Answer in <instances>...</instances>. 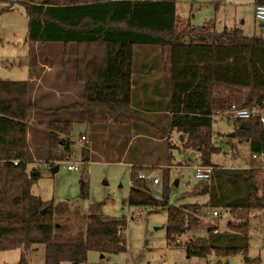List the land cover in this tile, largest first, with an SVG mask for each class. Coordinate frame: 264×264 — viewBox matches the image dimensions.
Wrapping results in <instances>:
<instances>
[{
  "label": "trees",
  "instance_id": "trees-1",
  "mask_svg": "<svg viewBox=\"0 0 264 264\" xmlns=\"http://www.w3.org/2000/svg\"><path fill=\"white\" fill-rule=\"evenodd\" d=\"M15 2L25 11L29 42H59L64 48L76 45L74 76L83 86L104 84L109 43L161 48L162 69L169 81V127L179 132L184 148L198 151L200 164L212 166L211 176L209 180L198 179L172 203L167 166L162 168L161 193L156 198L151 181L137 177L144 167L132 164L125 201L130 206L166 210V239L175 245H181L178 238L198 224L202 207L229 209L234 219L227 222L226 229L217 231L211 226L207 235L189 237L183 242L186 254L204 256L213 251L229 255L246 250L249 213L264 209V122L257 114L235 119V134L247 139L251 158L246 167L231 168L211 160V155L220 149L211 140L212 122L216 110L232 104L262 108L264 36L245 34L236 26L217 29L213 20L202 25L182 21L174 0H0V4H6L0 12ZM257 3L264 0H254ZM65 58L66 49L62 65ZM28 93V80L0 79V250L42 243L44 264H78L86 260L88 250H124L126 219L124 215L103 214V201L90 203L87 214L72 232L71 209L66 200H43L31 192L38 169L27 167V122L31 112L50 110L30 102ZM66 108L82 110L88 124L142 119L126 102L84 100ZM47 130L46 161L55 166L58 163L53 161H65L71 154V122L53 120ZM252 154H262V158ZM80 160L83 172L78 196L87 198L85 142L80 148ZM183 194L206 195L207 201L184 203ZM18 264H27L24 255Z\"/></svg>",
  "mask_w": 264,
  "mask_h": 264
},
{
  "label": "rangeland",
  "instance_id": "rangeland-1",
  "mask_svg": "<svg viewBox=\"0 0 264 264\" xmlns=\"http://www.w3.org/2000/svg\"><path fill=\"white\" fill-rule=\"evenodd\" d=\"M176 3V13L181 15L192 24L202 25L213 20L217 29L223 27L236 26L243 30L245 34L264 36V26L260 25L254 17L252 7L253 0H240V4L234 3V0H174ZM236 4V5H235ZM6 4H0V8ZM182 19V18H181ZM186 21V20H182ZM27 17L23 7L13 6L12 9H4L0 12V79L2 80H23L28 78L27 64L31 66L38 58L48 63L61 65V58L64 49L66 55L76 53V45L62 44H39L37 48H32L26 37ZM131 47V59L147 61L153 65V71L148 77L146 89L148 92L156 84V78H161L160 70V47L155 45H128ZM168 55V51H167ZM66 64L68 68L73 67L75 57L71 59L67 56ZM157 73H159L157 77ZM168 78L167 76H164ZM140 78L139 72L135 76V82ZM55 80H48L49 87L53 86ZM76 82V81H75ZM76 86L84 88L83 84L75 83ZM140 85V84H139ZM44 97H47L49 91L46 87L41 89ZM83 89L75 90L74 96L69 99H63L68 103H77L83 101ZM52 96V95H51ZM162 96V93H160ZM156 103H163L162 99L154 100ZM264 115V104L260 109ZM82 110L70 109L68 112L56 113L50 115L51 119H61L66 115L72 117L70 138L72 140V151L70 156L58 163V169L51 172L48 166L44 165L41 157L46 153L44 151L37 153V145L31 147L32 151L37 153V159L28 161V169L35 167L38 169V176L31 185V192L43 200H52L54 202L66 200L71 209L69 222L72 232L75 231L82 218L87 214V207L90 203L103 201L101 212L109 216L124 215L126 226L124 230L126 244L125 249L112 253H102L95 250H88L86 260L78 264H264V209H253L248 216V247L229 255H217L215 252L200 256L187 255L183 242L189 237L205 236L207 229L211 226L217 227V231L226 229V224L230 219H234L233 214H224L220 210L219 216L211 214L213 208L209 206L202 207L199 215V222L196 226L188 230L185 235H181V245L168 243L165 234V223L167 220L166 210H150L149 208L130 206L126 203L128 195V186L130 182V165L132 161L135 165L144 167L145 172L151 176L161 178L162 168L167 166V177L172 184L170 193V202H175L177 196L188 191L198 179L193 174V162H201L199 153L195 149H186L179 139V132L171 130V133L164 140L157 142L144 137H137L131 141L125 150V155L121 158V153H109L103 156L91 158L86 166V181L88 185V197L79 198L78 191L80 177L83 166L80 160V148L87 144L86 140L81 139V133L85 132V121L81 116ZM145 117H147L145 115ZM151 116H149V119ZM148 119V118H147ZM237 121L231 117L214 114L212 122V143L219 146V152L211 155L213 163L223 167H243L250 162V153L246 139L235 134ZM143 132H149L157 137L164 135V131L157 132V129L148 127L140 123ZM159 133V134H158ZM42 132H40V135ZM48 141V134H47ZM123 141V140H122ZM170 143L172 157L169 161L166 159L162 150ZM48 144V143H47ZM160 144V145H159ZM144 146V150L139 147ZM48 147V145H47ZM37 151V152H36ZM41 151V149H40ZM48 155V153H47ZM135 160V161H134ZM78 163L79 169L70 171L66 169L65 162ZM121 161V162H120ZM57 163V160L54 161ZM165 165V166H162ZM149 181V179H147ZM177 184H174V182ZM151 183V182H150ZM151 185V184H150ZM161 189V183L159 184ZM153 194L159 198L160 193L156 192L152 185ZM184 196V194H183ZM181 200V199H180ZM178 200V201H180ZM206 195H196L183 197L182 202H196L205 204ZM140 211V214L138 212ZM70 231L65 230V233ZM24 255L27 264H44V245L35 243L29 248L15 247L0 250V264H18L20 257ZM61 264H74L63 262Z\"/></svg>",
  "mask_w": 264,
  "mask_h": 264
},
{
  "label": "crops",
  "instance_id": "crops-1",
  "mask_svg": "<svg viewBox=\"0 0 264 264\" xmlns=\"http://www.w3.org/2000/svg\"><path fill=\"white\" fill-rule=\"evenodd\" d=\"M242 1L234 0V3L240 4ZM14 4L21 6L17 2L13 3L9 9H12ZM235 4V5H236ZM4 5V4H3ZM22 7V6H21ZM252 7L254 8V0L252 2ZM176 8V3H175ZM180 20H189L179 15ZM182 18V19H181ZM27 26V25H26ZM216 26V25H215ZM231 27V26H230ZM27 29V27H26ZM264 33V32H263ZM256 34V33H254ZM263 36V35H261ZM32 45V48H37L39 44H61L59 42H29ZM73 45L72 43L69 44ZM131 47L128 44H115L109 43L108 45V54L106 60V72H105V82L102 86L97 85H89L84 86V88H80V86H76V80L74 76L75 71V63H74V71L73 67L68 68L66 64L64 65H55V63H48V61H42L38 58L33 62L32 66L30 63L27 64L28 69V78L26 80L29 81V100L32 103H35L38 107L42 109H49L50 111H33L29 115V119L27 122V132H26V147H27V157L29 160H39L37 159V153L44 151L46 155L42 158V161H46L48 158V147H47V127L48 123L53 120L58 121H69L72 124V117L70 115H66L61 119H51L50 115L53 112L61 113L68 112L70 109L66 107L73 104L68 103L66 101H61L63 99H69L72 97L71 95H75L74 91L83 89L82 97H84L83 101H100V102H126L130 106H132L135 110L139 112L141 115L140 120L133 121L130 123H113L110 120L105 122H99L94 124H88L85 122V132L81 133L87 139L88 144V162L91 161L92 157L103 156L104 154L109 153L107 150L112 151L114 153H118L120 151L121 158L125 155V150L130 142H133V139L137 137H144L146 139H152L157 142H160L165 139L166 136L168 139L171 130L169 127L171 112L167 109V102L169 97V81L168 78H165L163 69H162V60H160L161 70L160 75L161 78H156L154 81L157 85L147 91V82L148 77L151 75L153 71V65L148 64L147 61L131 59ZM70 56L71 59L74 55H66ZM165 61L168 62V55L166 54ZM75 61V60H74ZM137 72L140 74V78L135 82V76ZM159 73H157L158 77ZM48 80H55L53 86H48ZM76 81V82H75ZM78 83V82H77ZM80 84V83H79ZM140 84V85H139ZM49 91L47 97H44L41 89L45 88ZM162 93V96H160ZM52 95V96H51ZM162 99L163 103H156L154 100ZM82 102V101H81ZM80 103V102H77ZM80 110V109H74ZM145 115L147 117H145ZM149 116L151 118L149 119ZM79 117L84 121L83 114ZM148 118V119H147ZM144 123L148 127L157 129V132L164 131V135H158L163 137H157L152 135L149 132H143L141 128V124ZM40 132L42 134L40 135ZM159 134V133H158ZM80 135V136H81ZM123 140V141H122ZM37 145V153L32 151L33 146ZM160 145V144H159ZM172 144L168 143L166 148L162 150L164 152L166 159L169 155L172 157L171 152ZM41 149V151H40ZM139 150H144V146L139 147ZM198 153V151H196ZM37 154V155H36ZM80 155V154H79ZM40 161V160H39ZM135 161V160H134ZM195 161V160H193ZM198 163V162H193ZM121 162V161H120ZM131 166L135 164L134 162H128ZM165 166V165H162ZM247 165L243 166L246 167ZM130 186V182H129ZM128 186V190H129Z\"/></svg>",
  "mask_w": 264,
  "mask_h": 264
},
{
  "label": "built area",
  "instance_id": "built-area-1",
  "mask_svg": "<svg viewBox=\"0 0 264 264\" xmlns=\"http://www.w3.org/2000/svg\"><path fill=\"white\" fill-rule=\"evenodd\" d=\"M253 11H254L255 19L259 22L264 23V3L254 4ZM215 113L219 114V115H224L226 117H231L233 119H246V118H249V117L257 114V115H259L261 122H264V115L257 108L249 109L247 107H241V106H237L235 104H232L231 106H229L225 109L216 110ZM81 139L83 141L86 140V142H87V139L83 135L81 136ZM252 157H257V158L261 159L262 154H260V155L252 154ZM17 162H18L17 159L13 160L14 164H16ZM59 162H61V161H59ZM59 162L57 161V163H59ZM49 164H50V162L44 161L45 166L49 167ZM65 167H66V169H68L70 171H76L79 169L78 163H75V162L66 161ZM192 168H193V174H194L195 178L200 179V180H209L210 179L212 166L202 165L200 163H194ZM137 177L142 178V179H149L151 181V184L155 187L156 192L161 193V189L159 186V184L161 183V179L159 176H151L150 174H148L145 171H140V172H138ZM155 197L158 198L157 195ZM222 211L224 214H227V215L231 214L229 209H225ZM138 214H140V211L138 212ZM211 214L214 216H219L220 215V209L214 208L212 210Z\"/></svg>",
  "mask_w": 264,
  "mask_h": 264
},
{
  "label": "water",
  "instance_id": "water-1",
  "mask_svg": "<svg viewBox=\"0 0 264 264\" xmlns=\"http://www.w3.org/2000/svg\"><path fill=\"white\" fill-rule=\"evenodd\" d=\"M260 25L264 26V23L260 22ZM49 169L51 172H55L58 169V164H56L55 166H52V164H49ZM174 184H177V182L175 181ZM74 264H77V263H74Z\"/></svg>",
  "mask_w": 264,
  "mask_h": 264
}]
</instances>
